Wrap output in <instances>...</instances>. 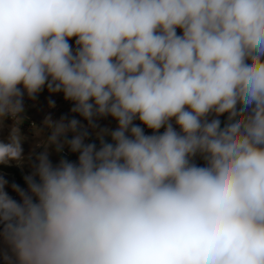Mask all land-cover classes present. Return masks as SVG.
I'll use <instances>...</instances> for the list:
<instances>
[{
	"label": "clouds",
	"instance_id": "9594fccd",
	"mask_svg": "<svg viewBox=\"0 0 264 264\" xmlns=\"http://www.w3.org/2000/svg\"><path fill=\"white\" fill-rule=\"evenodd\" d=\"M45 87L88 123L0 175L14 264H264V0H0V165Z\"/></svg>",
	"mask_w": 264,
	"mask_h": 264
},
{
	"label": "rangeland",
	"instance_id": "374dc122",
	"mask_svg": "<svg viewBox=\"0 0 264 264\" xmlns=\"http://www.w3.org/2000/svg\"><path fill=\"white\" fill-rule=\"evenodd\" d=\"M50 102H53L54 106H50ZM24 107L25 111L22 114L23 121L20 124L21 134L25 138L22 143L24 162L18 164L12 161L9 165H0V175H3L8 180L9 185L17 183L22 187L25 186L24 177L32 171L31 165L35 159V155L44 150L42 146L38 145L49 134V129L44 127V121L47 117H51L53 121H58L61 118L72 119L75 117L76 119H80L85 126L88 123L78 114L71 112L73 104L71 101L64 99L62 92L50 93L46 87L37 94L35 99H30L25 95ZM12 123L13 121L8 119L5 121L4 126L0 127V140L7 139ZM37 129H40L42 134ZM87 130L89 132L87 142H93L99 146V141L93 134L94 130L92 128H88ZM48 151L53 163L58 162L62 156L75 161L78 155L71 153L67 147L62 153H57L54 146H49ZM196 162L203 164V161L200 160ZM8 190L11 195L15 196L10 187ZM10 254L12 255L7 245L0 241V264H14V259H10Z\"/></svg>",
	"mask_w": 264,
	"mask_h": 264
},
{
	"label": "crops",
	"instance_id": "0c3cea01",
	"mask_svg": "<svg viewBox=\"0 0 264 264\" xmlns=\"http://www.w3.org/2000/svg\"><path fill=\"white\" fill-rule=\"evenodd\" d=\"M69 42H70V44L73 45V47H75V40L74 39L70 40ZM221 119H224V118L222 117ZM95 122H96V125H97V129H95V130H97V131L100 130V129H103V128L115 129V127L117 126V122L115 121V119H113L110 116L109 117L98 118ZM11 258L14 259V257H12V255L10 254V259Z\"/></svg>",
	"mask_w": 264,
	"mask_h": 264
},
{
	"label": "built area",
	"instance_id": "2783aa9c",
	"mask_svg": "<svg viewBox=\"0 0 264 264\" xmlns=\"http://www.w3.org/2000/svg\"><path fill=\"white\" fill-rule=\"evenodd\" d=\"M136 123H139V121H137ZM142 127H143V125H142ZM161 131H163V129H161ZM145 132L147 134H151V130L147 129L146 127H145Z\"/></svg>",
	"mask_w": 264,
	"mask_h": 264
}]
</instances>
